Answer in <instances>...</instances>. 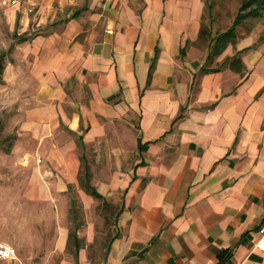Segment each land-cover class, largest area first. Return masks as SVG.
<instances>
[{
	"label": "crops",
	"instance_id": "1",
	"mask_svg": "<svg viewBox=\"0 0 264 264\" xmlns=\"http://www.w3.org/2000/svg\"><path fill=\"white\" fill-rule=\"evenodd\" d=\"M244 1L0 6L8 32L24 34L3 61L4 80L14 69L15 81L30 75L42 105L32 117L37 128L75 137L48 152L53 197L75 184L87 211L89 183L118 210L106 264H264L253 249L264 223L260 28L242 32L245 19L235 42L208 60L211 39L231 28ZM235 55L241 66L231 69L225 61ZM5 214L0 197V242L15 251L0 264H31L32 250L3 231L13 229ZM86 224L69 236L58 223L45 263L95 264L94 227Z\"/></svg>",
	"mask_w": 264,
	"mask_h": 264
},
{
	"label": "rangeland",
	"instance_id": "2",
	"mask_svg": "<svg viewBox=\"0 0 264 264\" xmlns=\"http://www.w3.org/2000/svg\"><path fill=\"white\" fill-rule=\"evenodd\" d=\"M32 11H29V14ZM3 17L0 11V53L8 52L3 57L6 64L10 58L12 44H16L24 34L18 29L8 32ZM255 27L260 28L259 41L264 42V15L258 19H247L239 30L248 32ZM34 34L35 32L32 31L25 33L28 37ZM4 77L2 71L0 74V189H2L0 197L2 204L6 206L5 215L12 218L10 221L13 229L9 230L10 232L7 229L3 231L11 238L22 240L24 249L32 250L35 257L31 258V264H50L45 263L41 256L46 254L45 244L52 241L58 223L67 225L69 235H73L77 229L80 231L85 228L87 222L91 223L94 227L95 240L88 249L94 253L95 264H100L112 238L111 227L118 210L110 202L94 199L88 210H83L78 187L75 184H72V189L60 194V200H55L53 192L57 190L52 189L55 172L47 155L51 145L55 146L60 141L75 137L61 127L51 131L47 128H37L32 117L36 110L41 109L37 107L42 105L34 103L33 99L38 93V87L32 85L30 75L25 76L23 80L15 81L14 69L9 73L8 85ZM43 139L52 141L40 144ZM5 149L9 152L5 153ZM63 181L66 183L65 179ZM71 245V250L74 252L73 240ZM3 264L7 263L3 262Z\"/></svg>",
	"mask_w": 264,
	"mask_h": 264
},
{
	"label": "trees",
	"instance_id": "3",
	"mask_svg": "<svg viewBox=\"0 0 264 264\" xmlns=\"http://www.w3.org/2000/svg\"><path fill=\"white\" fill-rule=\"evenodd\" d=\"M262 13H264V0H247V1H244L241 4L239 12L235 17L231 28L228 31L221 33V34H218L214 38L211 39V41H213L214 44L211 48V52L208 56V60L210 61V60L214 59L215 57L219 56L229 44H233L235 42V39H236L235 38V29L245 19H247V18H253V19L259 18L262 15ZM202 34H204V30L201 31V35ZM3 57H4V54H0V74L2 73L3 68H4ZM225 63L231 69H237L241 66L240 58L237 55H235L231 59H227L225 61ZM0 82H1V79H0ZM8 152H9V150L5 149V153H8ZM83 187H85V189H83L85 191V193L87 195L91 196L94 200L100 201V202H106L104 200V198L96 191V189H94L93 187L90 186L89 183H87ZM108 250H109V246L106 248V254H107ZM106 254H105V257H106Z\"/></svg>",
	"mask_w": 264,
	"mask_h": 264
},
{
	"label": "built area",
	"instance_id": "4",
	"mask_svg": "<svg viewBox=\"0 0 264 264\" xmlns=\"http://www.w3.org/2000/svg\"><path fill=\"white\" fill-rule=\"evenodd\" d=\"M15 5H17V0H0L1 7H8ZM108 33H111V31H109ZM258 235H259L258 240L255 242L253 249L264 253V223H262L261 226L259 227ZM14 259H15V251L9 246L0 242V263L2 261H9Z\"/></svg>",
	"mask_w": 264,
	"mask_h": 264
},
{
	"label": "water",
	"instance_id": "5",
	"mask_svg": "<svg viewBox=\"0 0 264 264\" xmlns=\"http://www.w3.org/2000/svg\"><path fill=\"white\" fill-rule=\"evenodd\" d=\"M100 264H106V257L104 256V258L102 259Z\"/></svg>",
	"mask_w": 264,
	"mask_h": 264
}]
</instances>
